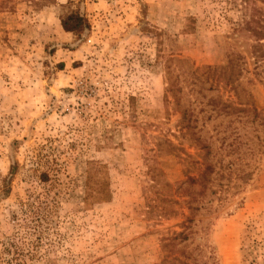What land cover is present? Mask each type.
I'll return each mask as SVG.
<instances>
[{
  "label": "rangeland",
  "instance_id": "rangeland-1",
  "mask_svg": "<svg viewBox=\"0 0 264 264\" xmlns=\"http://www.w3.org/2000/svg\"><path fill=\"white\" fill-rule=\"evenodd\" d=\"M260 25L264 0H0V264H157L184 229L190 264H264Z\"/></svg>",
  "mask_w": 264,
  "mask_h": 264
},
{
  "label": "trees",
  "instance_id": "trees-1",
  "mask_svg": "<svg viewBox=\"0 0 264 264\" xmlns=\"http://www.w3.org/2000/svg\"><path fill=\"white\" fill-rule=\"evenodd\" d=\"M245 3L247 0H242ZM61 26L64 29V31L68 32H80L83 27L87 26V21L84 19L80 14L78 13H69L65 17H62L61 19ZM251 31L256 35L257 39H260L259 36L264 37V26L260 25L257 26ZM262 45L256 43L254 45V52L255 59H259L263 56V51L261 50ZM231 62V58L229 59ZM212 68L217 67H210L207 66V70H211ZM196 72V70H194ZM193 72V73H194ZM169 91H177L175 89V86L177 85L176 80L173 79L171 76H169ZM219 80L216 79V82ZM244 110V109H240ZM192 112L188 110V108H185L182 110L181 115V127L186 130V132H192V130L195 128L193 125V121L191 119ZM198 142V149L200 152L198 153V156L202 158V161H197L194 159H191V156L186 155V167L184 169V176L185 179L180 181L178 184V188L180 189L179 193H186L189 196L187 203V208L189 209L190 213L192 211H200L203 208V200L205 197V189L210 182L211 174L213 171V166L211 163L207 161V155L208 151L205 149V145L202 144V140L200 137H197L195 139ZM202 150V152H201ZM197 164V173L195 175L191 174V171L193 169H190L193 165ZM196 187H198L196 189ZM192 219L190 217H187L183 222L182 226L183 228H189L191 224ZM187 233H185V229L180 232H172V234L165 239V243H163V248L166 252V256L164 258V261L157 264H190L188 260L186 259V255H181V258L177 256L176 252L177 249H175V246L178 242L186 239Z\"/></svg>",
  "mask_w": 264,
  "mask_h": 264
}]
</instances>
